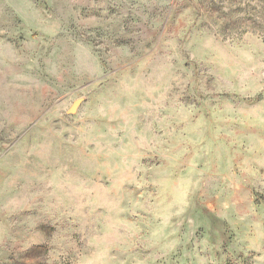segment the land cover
<instances>
[{
  "label": "rangeland",
  "instance_id": "1",
  "mask_svg": "<svg viewBox=\"0 0 264 264\" xmlns=\"http://www.w3.org/2000/svg\"><path fill=\"white\" fill-rule=\"evenodd\" d=\"M0 264H264V0H0Z\"/></svg>",
  "mask_w": 264,
  "mask_h": 264
},
{
  "label": "water",
  "instance_id": "2",
  "mask_svg": "<svg viewBox=\"0 0 264 264\" xmlns=\"http://www.w3.org/2000/svg\"><path fill=\"white\" fill-rule=\"evenodd\" d=\"M81 102L82 99H76L75 101H73L72 105L68 109V112L73 113L76 110V108L81 104Z\"/></svg>",
  "mask_w": 264,
  "mask_h": 264
}]
</instances>
